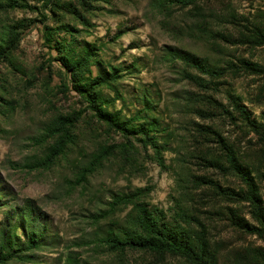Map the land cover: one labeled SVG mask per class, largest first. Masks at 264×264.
<instances>
[{
    "label": "rangeland",
    "instance_id": "obj_1",
    "mask_svg": "<svg viewBox=\"0 0 264 264\" xmlns=\"http://www.w3.org/2000/svg\"><path fill=\"white\" fill-rule=\"evenodd\" d=\"M8 48L0 230L26 242L31 218L39 243L4 264H195L105 240L133 207L115 196L136 187L205 239L202 264H264V0H0ZM86 49L83 66L65 65ZM105 71L103 106L145 132L111 126L79 89Z\"/></svg>",
    "mask_w": 264,
    "mask_h": 264
},
{
    "label": "trees",
    "instance_id": "obj_2",
    "mask_svg": "<svg viewBox=\"0 0 264 264\" xmlns=\"http://www.w3.org/2000/svg\"><path fill=\"white\" fill-rule=\"evenodd\" d=\"M8 51L9 48L4 52H0L1 56H4ZM85 51V55L77 57L74 60H67L64 62L65 65H67L69 69L73 70L83 66L86 55L90 53L88 49ZM194 60H196V63L199 64V59ZM110 75L111 74L109 72L105 71L103 74L94 76L91 80L78 87L81 91H85L89 94L92 101H98L95 107L99 116L105 119L111 126H116L122 130H134V132L142 133L145 132L143 124H134V122L130 121L131 118L129 120L127 118L120 117L118 114L119 111H111L103 106V104H109V101L112 98L110 96H104L101 91H95V88L103 83H108L111 78ZM245 117L248 118V115ZM129 125L131 128H129ZM65 133L66 131L64 134ZM147 136L150 139V143L156 146L155 134L153 133L151 136L148 134ZM243 170H240L239 172L244 174ZM142 189V187H136L132 192H124L115 196V205L120 203H132L133 207L128 215L129 224L125 228L124 234L121 235L119 233L113 234L108 232L105 240L120 249L126 247L154 250H159L160 248L176 249L186 254L189 260L195 264H202L205 262V257L207 255V242L205 239L190 238V236L187 235V231L184 226H181V223L173 224L172 222L166 220V217L162 214V212L160 215L155 214L151 208L147 207L144 203L137 199ZM231 190L233 191V189ZM252 193H255V191ZM27 217L28 216H25V218ZM231 219L234 224L241 228L251 231L254 230V226L249 225V223L243 220V218H240L239 215L236 216L235 214H231ZM27 223L28 234L26 242L21 241L17 235H15V237L16 239H19L20 242L17 240L14 241L7 232L0 230V264H4L8 259L16 254L14 252L15 248H12L13 245H17L18 247L21 245H24V247L38 245L39 238L36 231L31 227V218H28Z\"/></svg>",
    "mask_w": 264,
    "mask_h": 264
}]
</instances>
